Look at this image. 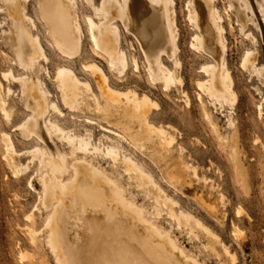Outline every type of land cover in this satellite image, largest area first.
Segmentation results:
<instances>
[{"label": "bare ground", "instance_id": "1", "mask_svg": "<svg viewBox=\"0 0 264 264\" xmlns=\"http://www.w3.org/2000/svg\"><path fill=\"white\" fill-rule=\"evenodd\" d=\"M230 1L229 8L237 13V20L245 26L251 19L247 16L249 10L247 7L239 6L238 0ZM27 2L28 0H11L8 3L7 10L15 31L16 47L14 48L17 53L15 57L18 58L17 62L23 72L16 74L13 64L1 71L0 108L8 117L6 97L8 100L13 92L10 84L19 82L20 93L28 108H31L28 110L32 111V115L24 117L16 125L17 130L13 131L20 130L21 136L32 138V142L28 147L19 150L14 136L9 132H3L1 146L4 159L16 176L29 170V164L34 160L39 163L37 174L41 192L38 200L42 201L46 210L43 228L46 230L47 246L56 264H126V260L129 261V252L121 244L119 232L116 230L115 234L110 229L114 225L110 224V227L106 223H99V220H104L105 217L101 216L100 219L98 217L101 214L96 215L97 208H102L113 217L114 212H117L114 210L121 207L130 211L138 223H154L155 219L149 217L146 209L141 205L138 206L128 195L129 186L144 192L145 197L155 201L156 214H153L156 219L163 216L162 207H165L168 218L179 225L184 224L191 233L198 230L205 234L208 242H205L204 247L219 258L221 255L218 247H220L222 255L235 264L237 256L231 251L230 246L223 242L197 214L181 208L178 211L174 209L178 205L177 200L167 193V189L165 190L136 154V149H139L158 161H164V170L170 185L186 184L187 173L208 184L210 190L217 195L213 199L199 197L197 200L214 219L226 218V213L222 212L221 207L225 208L229 199L220 185L206 175L203 168L185 161L183 155L187 150L178 142L174 132L175 127L169 124H157L151 119L153 107L159 108V105L149 92L138 89V84L135 82L134 85L128 84L125 87L118 85L103 66L99 65L100 63L91 60V54H89L90 58L85 56L81 58L84 29L80 16V0H43V10L41 8L40 10L45 14L49 12L46 14L50 24L48 33L57 51L69 60L79 58L82 61V69L84 71L86 69L87 73L82 72L80 68H74L68 61L57 63L53 70L44 66V72L55 84L59 97L47 87L45 82L37 80V75H35L36 82L28 75L40 60L46 65L50 64L51 57L42 44L36 23L24 12L23 4ZM158 3L163 5V22L168 31V39L161 47H167L169 54L157 50L158 54H154V62L150 63L141 43L135 36L134 39L137 40L139 50L147 62L146 69L150 79L162 83L165 91H170L172 87H180L182 95L189 104V93L181 73L183 61L179 46L180 28L175 20L176 0H102L100 6L94 7L95 15L102 21L97 23L91 17L83 19L86 20L85 26L87 25L90 31L93 46L107 54L111 69L113 68L119 75H127L130 68L138 72L140 63L138 56H130L128 50L123 47L115 20L120 18L123 21L127 17L131 29L138 34L143 43H147L150 40L149 29L157 25L154 18L158 13L155 9ZM250 9L252 17L255 16L252 6ZM160 10L159 13L162 12ZM187 11L190 23L195 28L190 46L202 51L208 58L200 67L204 77L194 83L199 101L207 120L228 149L238 182L247 189L249 172L242 158L236 123L228 119V126L233 127L232 134H220L218 122L214 120L202 98V95L209 96L221 105H232L237 101L238 93L234 88V78L227 59L229 41L226 36V14L218 6V0H189ZM45 14L43 13V16ZM229 28L231 29L232 26ZM209 38L212 40L210 45ZM152 51L150 49V52ZM253 58L254 52L251 49L245 50L242 65L245 61H252ZM166 59L173 62L174 67L167 64ZM256 71L261 81H264V68H258ZM64 109L68 112L101 116L106 125L95 122L90 117L77 121L73 116L67 115ZM258 109L261 114V103ZM55 139L66 144L73 153H78L80 156L70 160L62 145L55 152L51 143ZM175 151L178 152L177 156L174 155ZM25 155L29 156L26 165L18 160ZM97 159L106 162L109 166L108 172L99 164H94ZM262 167L264 168V165ZM116 174L127 178V187L114 177ZM31 179L28 185L32 188ZM66 208H69V211L66 212ZM87 213L98 217L86 218L84 215ZM242 213L243 210H237V217H244ZM26 217L31 224L27 227L31 241L36 243L39 232L33 228L35 225L33 211H30ZM93 221H98L97 224L102 227V231L91 229V225L96 224ZM115 222L117 223L118 220ZM74 224L77 226L75 229ZM233 227L232 235H236L238 229L235 225ZM169 246L170 249L183 252L173 239L169 241ZM123 249H125L124 255H122ZM133 264L141 263L133 260Z\"/></svg>", "mask_w": 264, "mask_h": 264}, {"label": "rangeland", "instance_id": "2", "mask_svg": "<svg viewBox=\"0 0 264 264\" xmlns=\"http://www.w3.org/2000/svg\"><path fill=\"white\" fill-rule=\"evenodd\" d=\"M10 1L0 0V80H2L1 71L11 64L15 66L16 74L23 72L17 62L18 58L15 57L17 55L14 48L16 47L15 31L11 23L9 10H7ZM42 1L28 0L27 3L23 4V9L25 14L30 16L36 23L40 31L42 44L48 56L51 57V63L46 65L44 61L40 60L35 69L28 75L35 82L37 80L45 82L47 87L58 96L55 84L50 81L44 72L45 67L53 70L57 63L68 61L70 65L77 69L80 68L82 72H85L86 69L85 71L82 69V61L79 58L69 60L57 51L48 33L50 24L49 17L46 14H49V12L45 14L44 11L40 10V8L43 10ZM188 1L176 0L174 8L176 10L175 20L180 28L179 46L180 56L183 61L181 73L185 78V86L189 93V104L182 95L180 87H172L170 91H165L162 83L153 82L150 79L146 69L147 62L139 50L137 40L134 39L135 36L139 40L150 63L154 62V54H158L157 50L169 54L167 47H161L163 45L162 40L168 39V31L163 22L162 3L155 5V9L158 10L154 18L157 25H154L153 29H149L150 40L147 43H143L138 34L131 29L127 17L123 21L120 18L115 20L119 28V38L123 47L128 50L130 56H138L140 63L138 72L130 68L127 75H119L113 68L111 69L110 59L107 54L102 49H97V47L93 46L94 44L90 39V31L87 25L85 26L86 20L83 19L91 17L97 23L102 21L94 13V7L100 6L102 0H80V16L83 21L81 23L85 26L84 28L82 26L84 37L81 46L83 53L81 58H90L89 54H91V60L100 63L99 65L103 66L104 70L118 85L125 87L128 84L134 85L137 83L138 89L149 92L159 105V108L153 107L151 119L157 124H169L175 127L176 130H172H175L178 142L187 150L183 155L185 161L203 168L206 175L220 185L229 199L226 207H221L222 212L226 213V218L214 219L197 200L199 197L204 199L211 197L213 199L217 195V193H213L214 191L210 190L208 184H204L201 180L193 177V175L191 176V173H187L186 179H188V182L186 184L181 186L170 185L164 170V161H158L156 158L149 156V154L136 149V154L145 163L146 168L155 175L165 190L167 189V193L177 200L178 205L174 209L178 211L181 208L197 214L206 225L219 235L223 242L230 246L231 251L237 256L235 264H264V168L262 167L264 165V81H261L256 71L258 68H264V0H238L239 3L237 4L247 7L249 10L247 16L251 17L245 26L241 25L237 20V13L229 8L230 0H218V6L226 14V36L229 41L227 59L232 70L234 88L238 93V97L235 104L221 105L220 102L215 101L213 98L202 95L207 109L211 112L214 120L218 122L220 134H232L233 127L228 126V119L236 123L242 158L249 172V187L247 189L238 182L229 158L228 149L207 120L198 98L194 83L197 79L204 77V74L200 72V67L206 63L208 58L205 53L190 46L195 28L188 18ZM250 6L255 11V16L253 17ZM159 10L162 12L159 13ZM42 12L45 14L44 16ZM230 26H232L231 29L229 28ZM211 42L212 40L209 38V45ZM154 48L157 49L152 51ZM150 49L153 53L150 52ZM247 49H251L254 52V58L252 61H245L242 65V58ZM165 61L171 67H174L173 62L167 59ZM35 75H37V80H35ZM3 84L6 87L4 81ZM10 85L13 92L8 97V100L6 97V102L8 103L6 108L9 111V116L7 117L0 108V264H56L47 246L46 230L43 228V218L46 210L42 201L38 200L41 192L37 174L39 163L34 160V163L31 162L29 164L28 171L25 170L20 173L21 175L16 176L4 159L1 133H11L17 142L19 150L28 147L32 142V138L21 136L20 130L13 131L14 129L17 130L16 125L24 117L29 114L32 115V111H30L31 108H28L25 99L20 93L19 82H12ZM260 103L262 104L261 114H259L258 109ZM64 112L73 116L77 121H83L85 117H90L95 122L106 125L101 116L68 112L66 109H64ZM54 142L57 145H54ZM59 142L56 139L51 142L55 152L62 145L70 160L75 156H80L78 153H73L66 144ZM177 154L178 152L175 151L174 155L177 156ZM18 160L21 164L26 165L29 162V156H22ZM94 164H99L107 172L109 171V166L102 159L95 160ZM114 177L123 186L127 187L128 181L126 177H121L117 174ZM30 179L32 188L28 185ZM127 188L128 195L135 200L138 206L141 205L146 209L149 217L155 219L154 223H138L132 217L133 214L130 211L121 207H117L118 209L114 210H117V212H114L115 217H112L110 213H107L102 208H97L96 215L99 216L101 214L99 217L90 215V213L84 216L86 218L98 217L100 219L103 216L105 221L102 219L99 220V223H106L109 226L110 224L111 226L114 225L113 229L110 228L111 226L109 228L115 234L117 233L116 230L119 232L121 244L134 261L137 260L141 264H232L228 258L222 255L220 247H218L220 258L204 247L207 241L205 234L198 230L191 233L190 229H186L187 227L184 224L179 225L177 222L176 224L173 219L168 218L165 207H162L163 212H161V215L163 216L156 219L153 214H156L155 201L145 197L144 192L137 191L133 186ZM237 210H243L242 214H244V217H237ZM30 211L34 213L35 225H33V228L39 232V238L36 243L31 241L27 230V227L31 226L26 217ZM67 211H69V208H66ZM117 213L119 214L118 216ZM127 215L130 216L128 217ZM116 220H118L117 223L115 222ZM93 222L96 224L95 226L91 225V229L102 231V227L97 224L98 221ZM116 225L120 227L117 228ZM234 225L238 229L236 235H232ZM73 226L74 229L77 227L76 224ZM154 227L155 229H153ZM196 231H198V234ZM172 239L182 248V253L178 250L170 249L169 241L171 242ZM125 249H123L122 255H124ZM130 257L129 261H126L128 264H133V260Z\"/></svg>", "mask_w": 264, "mask_h": 264}, {"label": "crops", "instance_id": "3", "mask_svg": "<svg viewBox=\"0 0 264 264\" xmlns=\"http://www.w3.org/2000/svg\"><path fill=\"white\" fill-rule=\"evenodd\" d=\"M162 41H163L162 44H164L166 42V40H164V39ZM154 49L156 50V48H154Z\"/></svg>", "mask_w": 264, "mask_h": 264}]
</instances>
